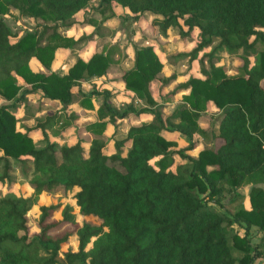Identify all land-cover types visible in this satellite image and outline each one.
I'll list each match as a JSON object with an SVG mask.
<instances>
[{
    "label": "trees",
    "instance_id": "obj_1",
    "mask_svg": "<svg viewBox=\"0 0 264 264\" xmlns=\"http://www.w3.org/2000/svg\"><path fill=\"white\" fill-rule=\"evenodd\" d=\"M92 1L103 18L114 17V5L134 19L144 12L157 15L152 24L162 36L175 27L180 36L198 30L190 50L167 56L172 64L197 60L201 73L163 95L182 92L169 115L153 87L159 84L160 96L176 75L165 72L153 45L135 47L133 67L121 72L124 87L146 103L139 110L132 102L115 106L106 89L80 88L82 81L108 73L117 46L87 60L78 57L65 74L50 70L58 48L83 39L62 35L59 27L75 25ZM11 15L32 18L40 28L18 36L5 20ZM222 51L239 53L238 74L228 75L219 65ZM31 59L47 72L33 70ZM37 91L59 101L61 109L34 117L28 127L16 114L26 106L27 94ZM96 96L102 97L96 120L76 127L90 139L54 140L77 119L67 107L77 102L92 109ZM0 99V186L13 184L15 164L23 176L31 173L33 191L0 195V264H254L264 256V0H0ZM210 109L220 111L217 131L199 124ZM142 112L152 119L115 138L118 119ZM107 124L115 128L111 138L105 135ZM164 130L186 136L187 146L174 150L176 143L161 135ZM38 131L42 139L34 141ZM208 137L213 144L196 157L185 153ZM175 155L185 161L175 164ZM243 185L250 186L249 208L230 207L243 198L238 192ZM43 192L72 193L77 212L98 218L100 225L79 223L71 204L55 218L57 203L51 202L38 206V230L29 235V212ZM234 225L244 233L234 232ZM252 228L259 232L257 244L248 237Z\"/></svg>",
    "mask_w": 264,
    "mask_h": 264
},
{
    "label": "crops",
    "instance_id": "obj_2",
    "mask_svg": "<svg viewBox=\"0 0 264 264\" xmlns=\"http://www.w3.org/2000/svg\"><path fill=\"white\" fill-rule=\"evenodd\" d=\"M113 12H114V17L103 18L95 10V8L90 10V12H88V13H87V11H85V9H83L77 14L76 18L74 19V21L76 22L75 25H73L72 27H70L68 29L60 26L59 32L62 35L67 36V37H73L75 39H79L80 37H83L84 40L82 39V41H80L77 45H74L70 48H62V47L58 48L56 51L54 60L52 61V65L50 67V70L54 71L58 74H61V75L65 74L67 72L68 68L75 62V60L78 57H81L82 59L87 60L95 52H100L102 50L104 52H106L111 46H117L119 48V51L116 52L114 55V59L116 60V62L114 63L112 68L108 71V73L105 75H102L100 77H92L89 80L82 81L81 85H80L81 90L85 93L90 92L94 88H96L97 90L98 89H106V90L110 91L111 92V102L115 106H118V104L116 103V101L118 99L119 100H125L126 103L132 102V100H136L138 102L142 101L141 99L136 97L134 95V93L127 90L124 87V84L120 80L121 72L133 67V62H134L133 56H134L135 45H137L136 47H140V46H144V45H153L155 47V50L158 53L160 59L165 63V68H164L165 72L167 74L174 73L176 75L175 81L171 85L166 87L162 91L160 96L158 95L159 84L154 85V87H153L154 94L153 95L155 97V100H157V101H158L157 96L158 97H161L163 95L166 96L165 93H168L169 91H171V89L173 88V86L175 84H178L179 82L185 81L190 75H195V76L201 77L200 73H198V72L196 73L194 71H191V69L195 65L194 64L195 60L191 64L188 63V67L184 68V69H183V67H184L183 61L184 60L179 61L176 64L168 63L166 61L167 56L175 54L173 52H169L170 51L169 46H171V43L173 41H176L177 39H179V36L176 35L177 37L176 36L174 37L173 34H171L172 31L169 30L167 36H162L158 32L157 36H153L154 37L153 38L151 36V31H153L154 28L151 26L150 23H151V20L153 19V17L159 18V16L151 14L149 12H144L138 19H134L132 17H128V16H131L130 12L126 8H123L120 5H114L113 6ZM127 17L129 18V22H130V23H128V25L130 24V27L132 29H134V33H135L132 36L130 43H128L129 40L127 38H125V34L119 30V26L122 27V22H125L126 21L125 19ZM28 19L34 25L35 24L37 25L36 20H34L32 18H28ZM91 19H92V21H90ZM183 29H185V27H183ZM101 30H111V35L105 36L102 34H97V32L101 31ZM17 33H18V36H20L22 34V33H20V31H18ZM142 35L145 38V39H143V41L145 43H142L139 41L141 39L140 37ZM85 36H86V38H84ZM190 49L191 48H189V50ZM185 51H188V50H185ZM30 66L33 70L41 71V72H47V69L44 68L35 59L30 60ZM18 82L22 84L23 80L18 77ZM175 95H180V99H181L182 92L177 93ZM175 95H173V96H175ZM31 96H33V97H31ZM34 96H36V98H38V100ZM98 101H100V102L98 103ZM3 102L4 101H2L0 99V104ZM101 102H102L101 96L94 97L92 99V103L94 106L92 109L81 107V106H79V104L77 102L70 104L66 110L67 111H73L77 115V119L74 121L73 126L68 127L66 130L61 132L57 138H53V139L57 140L60 143H69V144L74 143L76 141L75 140L76 133H77L76 127L81 128L80 126H78L76 124V121L80 120L79 118L82 114L85 115V113H87V112H85L86 110L87 111L94 110V112L92 113V117L91 116L88 117L89 119H92V122H94L97 118L96 109L101 104ZM158 103L163 105L164 116L169 115L171 113V111L173 110L172 105H169L168 109H167V107H165L166 105L164 106V104L166 102L158 101ZM41 105L44 108H42ZM31 108H35V113H33V115L28 113V110ZM51 108L53 110L49 111V109H51ZM60 109H61V104L59 101L46 98L42 95L41 91H37V92L27 94L26 106L22 105L18 109V112L16 115L18 117L23 118L22 123L29 127V126L33 125L34 117L41 116V115L45 114L46 112L52 113V112L58 111ZM169 109H171V110L169 111ZM214 110H216V109H210L206 112L210 113L209 111H214ZM216 111H218V110H216ZM218 112L220 114V111H218ZM144 113L145 114H143V112H142L138 115L131 113L122 119H118L116 121V124H117V122L126 121L130 115L133 116L132 118H129V119L133 120L132 125H140L139 121H143L141 124L148 123L152 119V114L150 112H144ZM202 116H203V113L199 119V124L202 128L206 129V127L203 126L204 122L202 123V121H201ZM92 122H89V123H92ZM117 128H118V124H117ZM114 129L115 128L113 125L107 124L106 130H105V135L107 137L111 138ZM108 132H112V133L108 135ZM86 134L88 136L85 138L90 139V134H88V133H86ZM161 135L163 137H165L166 139L171 140V141L176 143V141H178V137H179V135H181V133L176 132V131L164 130L161 132ZM32 137H33L34 141H40L42 139V135L39 131L33 132ZM67 138H69V139L67 140ZM72 138H74L73 142H71ZM201 139L202 138H199V141H198L196 147L194 149H192V150L198 149L196 151V156H197L198 152L202 149V148H199V144H200ZM109 144L113 145L112 139L109 140ZM127 144L130 145V143H127ZM85 146H87V144ZM125 147H126V145H125ZM126 148H129V146ZM196 156H194V157H196Z\"/></svg>",
    "mask_w": 264,
    "mask_h": 264
},
{
    "label": "rangeland",
    "instance_id": "obj_3",
    "mask_svg": "<svg viewBox=\"0 0 264 264\" xmlns=\"http://www.w3.org/2000/svg\"><path fill=\"white\" fill-rule=\"evenodd\" d=\"M97 2L96 1H92L88 4V7L90 8V10L94 9L95 6H96ZM90 12V11H88ZM87 12V13H88ZM154 16V15H153ZM154 18H157V17H153ZM152 19V20H153ZM5 20L7 22V24L10 26L11 30L13 32H18L20 31V33H24L25 31H29V30H33V29H37V28H40V27H37L35 26L27 17H20L18 19L15 18V15L14 16H5ZM126 21L125 22H122V27L119 26V30L121 32H123L125 34V38H127L129 40L128 43H130V40L132 38V36L135 34L134 33V29H132L130 27V24L128 25L129 22V18L127 17L125 19ZM152 20H151V26L154 28L153 31H151V36H157V33H158V29L155 25L152 24ZM182 24V22H181ZM184 27V26H183ZM172 32L171 34H173V36L175 37L176 35L179 36V39H177L176 41H173L171 43V46L170 47V51L169 52H173V53H177V52H180V51H185V50H189V48H192L194 46V43H196L199 39V35H198V30H194L192 31L190 34L188 35H185V36H180L178 34V28L175 27L173 29H170ZM97 34H102V35H111V30H101V31H98ZM86 37V36H85ZM177 37V36H176ZM141 39L139 40L140 42L142 43H145L143 41L144 36L142 35L140 37ZM154 38V37H153ZM139 42V43H140ZM132 45V44H131ZM215 43H213L211 45L214 46ZM137 45H135L136 47ZM134 47V48H135ZM206 51H209V48L206 49ZM218 56H220L221 58V61L219 62V65H222L225 70H226V73L228 75H236L240 72V67L242 65V61L240 60V55L239 53H228L226 51H222V52H219L218 53ZM250 60L251 62H253V57H250ZM184 63V68H187L188 67V61L187 60H184L183 61ZM194 66L193 68L191 69V71H194V72H198L200 73V64L198 63L197 60L194 61ZM201 74V73H200ZM169 93V92H168ZM168 93H165V94H168ZM33 97V96H31ZM36 98V96H34ZM38 100V98H36ZM157 99L158 101H162V102H166L164 104L165 107H167V109L169 108V105H172L173 106V109L174 107L179 103L180 101V95H175V96H168V97H158L157 96ZM100 100V99H99ZM100 101H98L99 103ZM116 103L118 104V106H121L122 104H125L126 101L125 100H117ZM132 103L134 104V107L136 110H139L141 108H144L146 106V103L144 102V100H142L141 102H138L136 100H132ZM42 106V105H41ZM163 106V105H162ZM42 108H44L42 106ZM53 109H49V111H52ZM171 109H169L170 111ZM87 113L82 114L80 116V120H77L76 121V124L80 127H83L84 125H86L87 123L89 122H92V119H89L88 117L91 116L92 117V113L94 112V110H89V111H85ZM210 113H207V112H204L203 113V116L201 118V121L202 123L204 122V127H206L207 130H213V131H217V120H218V116H219V112L214 110V111H209ZM28 113L32 114L35 113V108H31L28 110ZM143 114H145L143 112ZM133 116L130 115L129 118H132ZM95 118V117H94ZM127 119L126 121H121V122H117L118 124V128H117V134L115 136V138H121L125 135L126 133V130L129 126L132 125V121L131 119ZM143 121H139V123L141 124ZM113 129V128H112ZM112 132H108V135L111 134ZM77 136L79 137H87L88 135L86 133H84L83 131H79L76 133V138L75 140L77 139ZM54 138V137H52ZM114 138V137H113ZM69 138H67L68 140ZM74 141V138L71 139V142ZM188 144V140H187V137L184 136L183 134L179 135L178 137V141H176V145H175V148L174 150H177V149H182V148H185ZM213 144V142L211 141V139L208 138H205V139H201L200 140V144H199V148H204V147H208V146H211ZM41 145L40 142L37 143V146ZM112 145H110V150H112L113 148L111 147ZM130 147L129 144H126V147ZM198 150V149H197ZM197 150H188V151H185L186 154H189L190 156L194 157L196 156V151ZM175 158V164H178L180 162H184L185 160H183L179 155H175L174 156ZM11 163H13V161H11ZM12 174L11 176L13 177V184H6L4 186H0V195L2 194H5L7 192H13L17 195H24V196H29L32 194V188L29 184V178L31 177V173H28L27 176H23V174L20 172V169L17 167V165L13 164L12 165ZM249 188L250 186L249 185H243L242 187H240L238 189V192L240 194H242L243 198L240 200V199H235L234 202L232 203V205L230 207H238L240 205H243L244 207L246 208H249V202H248V198H247V193L249 191ZM229 201V196L228 195H225L224 198L222 199V202L224 204H227ZM51 202H54V203H57V208L54 212V217L55 218H59L60 217V210L62 209V207L65 205V204H71L74 206V212L76 214V217H77V220L79 223H83V222H88L90 224H94V225H100L101 221L96 218V217H93V216H90V217H83L82 215H80L78 212H77V209L75 208V205H74V200H73V197H72V193H68L67 195H62L60 192L56 193V194H51V193H46V192H43V193H40L37 197V202L32 206L30 212H29V224H28V234L29 235H32L34 232H36L38 230V227H37V224H36V220H37V217H38V206L40 204H46V203H51ZM63 228V226H60V227H57L55 228L56 231H59ZM233 230L234 232H237V233H240V234H243L244 233V230L242 229V227H239V226H236L234 225L233 226ZM248 237L250 239V241L253 243V244H257L259 242V232L257 231L256 228H252L250 230V232L248 233ZM70 246L71 248L74 250L76 249V239H73L71 238L70 239ZM66 247H64L65 249ZM237 254V253H235ZM60 260L62 261V256L60 255L59 256ZM254 264H264V256L263 257H258L254 260L253 262Z\"/></svg>",
    "mask_w": 264,
    "mask_h": 264
},
{
    "label": "built area",
    "instance_id": "obj_4",
    "mask_svg": "<svg viewBox=\"0 0 264 264\" xmlns=\"http://www.w3.org/2000/svg\"><path fill=\"white\" fill-rule=\"evenodd\" d=\"M84 9H85V11H87V12L90 11V8H89L88 6H86Z\"/></svg>",
    "mask_w": 264,
    "mask_h": 264
}]
</instances>
